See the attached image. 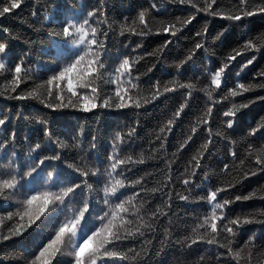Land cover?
I'll return each mask as SVG.
<instances>
[{
    "label": "snow or ice",
    "instance_id": "snow-or-ice-1",
    "mask_svg": "<svg viewBox=\"0 0 264 264\" xmlns=\"http://www.w3.org/2000/svg\"><path fill=\"white\" fill-rule=\"evenodd\" d=\"M168 2L190 5L192 11L186 17L157 19L168 9L152 2L146 8L141 7L131 23L127 17L123 21L109 22L104 13L105 0H99V5L86 14L82 12L83 5L78 9L68 0L61 19L45 17V23L35 29H46L50 38L49 46L53 50L52 65L44 73L33 74L30 68L23 67L29 55L27 52L14 61L10 39L17 37L12 35L10 28H2L7 35L0 40V79L5 81L0 85V89H3L0 90V96L35 101L53 113L72 110L93 115L97 110H135L139 113L145 106L169 94L182 92L183 96L178 107L159 123L153 138L148 141L150 146L155 144L158 147H149L147 155L143 149L138 155H121L124 148L134 146V138L138 135V118L127 126V132L115 133L109 144L110 151L106 150V157L98 152L96 135L92 136L87 149L77 136H73L70 143L76 150V157L69 160L66 156L69 141L53 132L46 117H37L35 120L42 126L43 140L38 137L32 142L31 138L25 137L23 143L26 147L20 151L16 148L18 141L15 128L0 136V246L14 239H28L27 246L20 251L0 252V256L11 257L17 264H127L130 261L143 264L140 258L148 255L146 247L138 251L135 247L125 245L135 244L148 235L159 237L161 247L156 253L159 255L172 243V237L177 235L173 231V195L187 204L196 191L204 192V185H211L213 175H219L231 179L222 181L218 186L207 187L206 196L196 197L197 200L206 201L208 211L204 214L193 213L191 218L195 221L194 226L185 225L178 230L185 233L175 241L179 246L178 251L184 255L192 252L196 245L204 244L207 245L206 252L210 256L214 255L215 264H264V237L253 233L242 244L239 243L246 225L264 224V208L235 215L231 214L230 208L237 201L252 199L257 191L264 197V186L247 195L219 199L221 193L235 189L248 177L264 173V116L248 128L240 141L232 139L237 119L243 110L257 100L264 102V96L234 102L236 98H242L256 89L264 90V82L241 81L242 73L257 59L255 54L239 64L235 84L228 86L230 66L238 57L244 53L264 52V31L252 36L251 28H246L242 39L244 35H248V38L243 39L238 49L233 48L214 70L206 68L201 76L194 77L198 70L195 66L197 50L207 52L209 48L205 38L208 26L205 23L194 34L197 38L194 46L186 51L183 59L174 63L176 75L172 79L151 81L146 89L142 87L141 74L136 72L138 60L162 58L166 49L187 31L199 13L240 28L250 25L257 17L264 20V0H233L230 7H224L222 0H203L202 4L200 0ZM22 3L23 0H0V18L12 14ZM32 16H36L35 11ZM93 17H99L95 23L91 22ZM153 25L156 35L166 34L169 37L153 52H145L144 57H121L118 50L114 59L110 56V34L143 38L153 34ZM227 30L222 28L213 41H220ZM140 47L137 44L133 52ZM189 65H192L193 75L182 80ZM256 76L264 78V70ZM204 78H207L208 83L200 87ZM29 84L31 87H27ZM21 85L26 86L23 92L19 91ZM198 92L203 93L206 107L194 118L188 134L169 159L165 146L168 135L182 114L191 107L192 101L197 99L195 94ZM224 104L229 106L219 117V126L213 129L210 125L215 111ZM11 119L10 114L4 115L0 118V127L6 126ZM200 132L206 133L207 139L184 166L181 174L183 178L179 181L184 192H176L170 186L173 184L172 168L179 163L178 154L181 150H185ZM217 140L231 145L225 158L230 162L219 161L218 164L222 163L223 166L215 173L205 171L200 184H197L198 170H203L204 161L208 159ZM241 141L246 147L238 155L235 148ZM21 151L24 152V159H21ZM150 161L162 162L168 169L163 181H156V186L152 188L146 186L147 182L159 175L160 169L145 172L135 179L130 178L137 166ZM125 192H130V195H124ZM157 193L162 202L152 208V201L147 197H154ZM165 218L168 219L167 225L163 224ZM147 243L151 244L152 241ZM181 264H204V255Z\"/></svg>",
    "mask_w": 264,
    "mask_h": 264
},
{
    "label": "trees",
    "instance_id": "trees-1",
    "mask_svg": "<svg viewBox=\"0 0 264 264\" xmlns=\"http://www.w3.org/2000/svg\"><path fill=\"white\" fill-rule=\"evenodd\" d=\"M71 2L79 9L83 5L82 12L86 14L87 11L93 7L99 5V0H71ZM156 2L158 6L164 5L167 7L168 12L163 13L157 17V19L171 20L175 16L186 17L189 11H192L190 5H179L169 3L168 0H105L104 13L108 21L113 20L123 21L125 17L128 18V22L131 23L133 17L141 7H148L150 3ZM233 0H222L224 7H230ZM68 0H23L22 5L7 17L0 18V40H3L7 34L2 31V28L8 27L12 31V35L17 37L10 39L11 54L15 60H18L20 55L27 52L29 55L25 58L24 68H30L33 74L40 72H47L52 65L53 50L50 48V38L46 29L36 31V28H40L45 23V17H51L53 20H59L64 15V10L67 7ZM203 3V0H200ZM36 12V16H32V12ZM81 19L83 16L80 17ZM99 17L91 18V22L95 23ZM207 23L208 31L205 34V38L208 41L209 48L205 52L203 49L197 50L198 55L195 58V66L198 69L194 73V77L201 76V73L206 68L214 70L219 65L222 58H225L233 48H239V45L243 43V39H247L248 35H244L242 39V33H245L246 28H251L250 35L256 36L264 31V20L259 17L251 21L250 25H242L240 28H234L227 21H222L219 18H213L206 16L205 13H199L194 21L190 24L187 31H184L183 35L179 36L172 46L166 49L162 54V58H143L137 61L138 67L136 72L141 74L142 87L148 88L151 81L157 79L161 81H167L172 79L176 75L174 69V63L183 59L186 51L194 46L197 42L195 32L201 30L202 26ZM51 26L50 24L48 25ZM222 28L228 30L220 41H213V37L219 33ZM166 34H155V25H153V34L146 37H138L134 35L125 34L123 37L110 34L108 37V49L110 56L114 59L117 51L119 50L121 57L123 55H132L138 57H144L145 52H153L157 47L163 44L164 39H168ZM141 47L133 52L136 45ZM127 45V48H125ZM47 50V52L45 51ZM255 54L257 59L252 65H249L247 69L242 73L241 81L244 83H261L264 82V78L256 76L258 72L264 70V52L256 53H244L241 57L237 58V61L233 62V66H230L228 73L229 84L228 86H234L235 73L239 69V64L244 63L246 59H250L251 55ZM118 62V60H117ZM152 71L149 72L148 69ZM192 65H189V70L184 72L182 80H186L192 76ZM136 73H133L135 75ZM193 77V79H194ZM255 77V79H253ZM10 79V76L7 77ZM195 82V80H194ZM5 83L4 79H0V85ZM204 83H208L207 78H204L200 87ZM31 87V85H27ZM3 90V89H0ZM26 90L25 85H21L20 92ZM226 90V89H225ZM197 99L192 101L191 107L182 114V118L175 125L173 131L168 135L166 142V150L169 159L172 158V153L178 147V144L183 141L188 134L191 123L195 117H198L204 108L206 107L205 98L203 93L198 92L195 94ZM183 93L177 92L175 94H169V96L160 99L158 102L145 106L139 113L133 111H109V110H97L95 115L90 113H79L72 110H64L62 112L53 113L50 110L43 109V107L37 104L35 101H19L15 99H8L7 96H0V118L4 115L10 114L12 119L7 122L6 126L0 127V136H4L10 133L13 128L17 132V145L18 151L24 149L26 146L23 141L25 137L31 138L32 142L39 137L43 140V129L41 125L35 123L37 117H46L49 121L54 133L59 135L62 139H66L71 142L73 136H77L84 148L87 149L92 136H97L98 152L106 157L107 151H110L109 144L118 131L127 132V126L133 124L137 118L139 120V127L137 129L138 135L134 138V146L132 148H124L121 155L132 153L138 155L141 150L145 151V155L148 154L149 147H158V145H149L148 141L151 140L155 134V130L158 128L159 123H162L168 118L170 113L178 107L182 100ZM255 96H264V90L256 89L252 93L245 94L244 97H238L234 100L235 103H240L243 99L254 98ZM228 104H224L223 107H219L215 111V117L211 123V127L215 129L220 124L219 117L222 112L228 107ZM264 116V102L257 100L249 108L243 110L239 115L236 126L235 134L232 139L240 141L241 137L247 132L250 126H254L258 118ZM207 139V135L204 132H200L195 136L194 141L190 142L186 146L185 150H181L178 154L179 163L175 164L172 168L171 178L176 192H184V189L180 185L179 181L183 178L184 166L187 160L194 154L195 150ZM231 145L216 141V146L211 149V153L207 160L204 161L203 170H198L199 177L196 179V183L200 184L204 172L207 171L210 174L218 171L219 167H222L223 162H230L227 157L228 148ZM246 144L242 141L236 145L235 150L238 155L243 153ZM48 154V153H45ZM69 160L75 159L76 150L71 147L66 153ZM215 157V159H213ZM7 157L5 156V161ZM21 159H24V152L21 151ZM154 169L162 170L159 175L153 177V179L147 182V187L152 188L156 186V181H163L164 176L168 174L167 166L159 161H150L146 165L137 166L134 170L131 179H135L139 175L145 172H152ZM231 177L227 176H212L211 185H204L205 191H196L194 197H190L189 202H181L173 195L172 199V213L175 227L173 231L177 232V235L172 237V243L167 245L159 255L161 245L159 237L154 238L152 235H148L145 239L137 241L135 244L128 243L125 247H135L138 251L142 247H146L148 255H142L143 264H181V262H192L200 258L201 254L204 255V264H215L214 255L210 256L207 252V245L198 244L194 247L192 252L181 255L178 251L179 246L175 244V241L185 233L178 231L185 225L194 226L195 221L191 218L193 213L204 214L208 211L206 201L197 200L196 197L201 195L206 196V190L209 186H218L222 181L230 180ZM264 186V173H257L255 176L248 177L244 182L237 185L233 190L226 191L219 195V199H232L236 195H247L253 190H259ZM195 188V185H193ZM124 195H130V192H125ZM152 201V208H155L157 204L162 202V198L157 193L153 196L147 197ZM231 214L235 215L239 212H248L257 208H264V197L257 191L256 195L248 201H237L231 205ZM188 216V219H184ZM168 219L163 221L164 225H167ZM10 226V225H9ZM162 234V228L160 229ZM255 234L258 237H264V224L246 225L245 231L241 234L239 243L242 244L247 239L248 235ZM148 241H152L148 244ZM258 242V241H257ZM28 239L5 242L3 246H0V252L5 254L8 251L16 250L20 251L21 248L26 247ZM0 264H17V261L11 257L0 256ZM127 264H137L136 261L127 262Z\"/></svg>",
    "mask_w": 264,
    "mask_h": 264
}]
</instances>
